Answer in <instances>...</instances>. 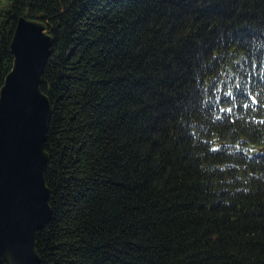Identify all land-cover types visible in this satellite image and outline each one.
Masks as SVG:
<instances>
[{
  "label": "trees",
  "instance_id": "1",
  "mask_svg": "<svg viewBox=\"0 0 264 264\" xmlns=\"http://www.w3.org/2000/svg\"><path fill=\"white\" fill-rule=\"evenodd\" d=\"M20 17L53 38L40 264H264V0H0V89Z\"/></svg>",
  "mask_w": 264,
  "mask_h": 264
},
{
  "label": "water",
  "instance_id": "2",
  "mask_svg": "<svg viewBox=\"0 0 264 264\" xmlns=\"http://www.w3.org/2000/svg\"><path fill=\"white\" fill-rule=\"evenodd\" d=\"M52 44L45 22L18 19L0 89V264H40L37 235L52 217L45 181L51 106L41 90Z\"/></svg>",
  "mask_w": 264,
  "mask_h": 264
},
{
  "label": "snow or ice",
  "instance_id": "3",
  "mask_svg": "<svg viewBox=\"0 0 264 264\" xmlns=\"http://www.w3.org/2000/svg\"><path fill=\"white\" fill-rule=\"evenodd\" d=\"M237 87H239V85H237ZM246 106V105H245Z\"/></svg>",
  "mask_w": 264,
  "mask_h": 264
}]
</instances>
